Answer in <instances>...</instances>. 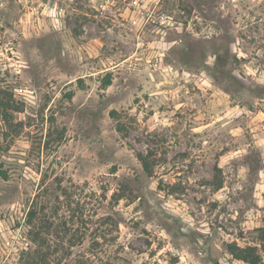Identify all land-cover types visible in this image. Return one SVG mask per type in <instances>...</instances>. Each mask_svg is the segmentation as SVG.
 <instances>
[{
  "label": "rangeland",
  "instance_id": "374dc122",
  "mask_svg": "<svg viewBox=\"0 0 264 264\" xmlns=\"http://www.w3.org/2000/svg\"><path fill=\"white\" fill-rule=\"evenodd\" d=\"M235 244L264 264V0H0V264Z\"/></svg>",
  "mask_w": 264,
  "mask_h": 264
},
{
  "label": "trees",
  "instance_id": "16d2710c",
  "mask_svg": "<svg viewBox=\"0 0 264 264\" xmlns=\"http://www.w3.org/2000/svg\"><path fill=\"white\" fill-rule=\"evenodd\" d=\"M222 50L223 49H221L220 47V49L215 53L216 59L214 66L212 67L213 76L215 80H218V73H220V71L223 70L231 60L229 51L228 50L222 51ZM140 156L142 160L143 157L142 155ZM144 164H145V169H147L148 167L146 163ZM35 220H36V211L34 208H32L28 212L27 223L31 229L32 234L34 235V240L35 241L42 240L41 242H44L45 239L41 237L42 228L37 222H35ZM230 251L235 258L248 262L249 264H258L260 261V256L255 253V247L252 246L241 247L235 244L231 246ZM28 264H40V263L35 260H32Z\"/></svg>",
  "mask_w": 264,
  "mask_h": 264
}]
</instances>
